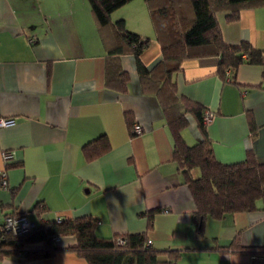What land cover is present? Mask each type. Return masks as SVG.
Masks as SVG:
<instances>
[{"label": "crops", "instance_id": "obj_1", "mask_svg": "<svg viewBox=\"0 0 264 264\" xmlns=\"http://www.w3.org/2000/svg\"><path fill=\"white\" fill-rule=\"evenodd\" d=\"M120 18L150 38L141 60L152 69L163 53L148 1L131 0L111 14L112 22ZM217 19L228 44L264 51V4L242 7L235 20L218 11ZM109 45L88 0H0V118L15 119L0 125V224L20 213L37 227L87 215L96 219L100 238L146 232L161 261L166 250H178L171 264H264V256L230 247L234 240L264 246V197L253 211L208 216L201 229L160 97L142 89L133 52L119 57L127 90L107 85ZM220 60L185 58L172 75L175 97L214 112L206 132L218 160L254 154L264 161V65L245 61L223 76ZM187 118L182 136L192 145L204 133L194 111ZM132 123L143 132L134 134ZM95 139L98 145L108 139L109 147L88 159L84 145ZM7 152L12 159H4ZM200 172L193 169L196 177ZM76 243L74 235L61 236L51 256L25 259L20 250L0 256V264H90Z\"/></svg>", "mask_w": 264, "mask_h": 264}, {"label": "trees", "instance_id": "obj_2", "mask_svg": "<svg viewBox=\"0 0 264 264\" xmlns=\"http://www.w3.org/2000/svg\"><path fill=\"white\" fill-rule=\"evenodd\" d=\"M88 1L104 40L110 43L107 85L127 90L129 75L121 68L119 57L125 52H133L139 61L142 89L154 91L161 99L175 140L174 158L194 198V215L200 228L208 216L222 218L227 213L255 210L257 200L264 197V161L254 154L233 163L218 160L206 132V110L187 97L184 100L175 97L176 84L172 75L181 68L185 58L201 55H219V72L223 76L228 68L236 70L245 61L264 65V51L248 42L239 46L228 44L217 19L218 11H228L230 19H238L242 7L264 4V0H147L163 53L162 59L152 69L145 67L141 60L150 38L129 30L123 18L114 22L111 19L116 9L131 0ZM110 28L113 38L108 32ZM188 111L195 112L204 133V138L192 145L182 136V129L188 124ZM98 140L84 145L88 159L109 147L108 139L102 145L96 144ZM194 168L201 171L197 177L193 175ZM158 210L148 213L150 219ZM96 224L95 218L86 215L50 221L25 235L0 232V256L18 254L20 250H25V259L51 256L58 250L53 241L55 235H74L77 243L73 249L90 264H171L180 256L176 249L166 250L168 259L161 261L160 252L153 244L146 246L149 239L146 232L128 235L126 245L117 244L114 238H100L96 234ZM38 242L42 245L37 247L35 244ZM230 247L237 251L252 250L264 256V246L242 247L234 240Z\"/></svg>", "mask_w": 264, "mask_h": 264}, {"label": "built area", "instance_id": "obj_3", "mask_svg": "<svg viewBox=\"0 0 264 264\" xmlns=\"http://www.w3.org/2000/svg\"><path fill=\"white\" fill-rule=\"evenodd\" d=\"M214 117V112L206 110L204 115V121L205 123H208L212 120ZM15 123V119L13 118H0V125L7 126L12 125ZM132 131L134 134H141L143 132V127L139 123H134L132 126ZM13 158L12 152H7L4 154L5 160H10ZM2 185L8 186V173L6 171L2 172ZM62 218H58L57 221H61ZM37 227L36 223L32 221L26 214H19V215H7L2 224H0V232L1 234L4 233H13L14 235H25L30 233L32 230H34ZM60 237L58 235L53 236V241L58 242ZM115 241L119 245H126L128 243V237L127 236H118L115 238ZM152 240L148 239L146 242V246L149 247L152 245ZM25 250H21V252L24 254Z\"/></svg>", "mask_w": 264, "mask_h": 264}]
</instances>
